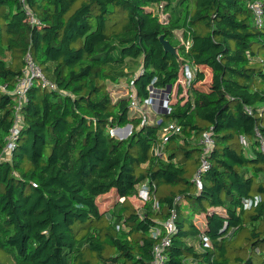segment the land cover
Returning a JSON list of instances; mask_svg holds the SVG:
<instances>
[{"label":"trees","instance_id":"trees-1","mask_svg":"<svg viewBox=\"0 0 264 264\" xmlns=\"http://www.w3.org/2000/svg\"><path fill=\"white\" fill-rule=\"evenodd\" d=\"M250 1L0 0V155L27 53L57 88L28 90L11 159L0 163V264H152L151 229L173 207L165 264H264V155L255 138L264 135V23L253 26ZM185 66L195 68L188 86L177 82ZM122 80L140 103L151 85L175 86L174 99L143 120L127 96L112 98L109 84ZM170 122L180 133L155 156ZM127 125L125 139L110 134ZM209 129L214 147L198 187L197 142ZM145 182L156 211L131 202ZM110 192L115 201L103 209Z\"/></svg>","mask_w":264,"mask_h":264},{"label":"built area","instance_id":"built-area-1","mask_svg":"<svg viewBox=\"0 0 264 264\" xmlns=\"http://www.w3.org/2000/svg\"><path fill=\"white\" fill-rule=\"evenodd\" d=\"M248 9L251 13V19L253 26L256 28H261L264 23V12H263V5L261 0H251L248 3ZM25 14L28 16L29 22L32 25H38L39 22L37 19L34 18L33 14L30 10L25 7ZM24 69L20 77L16 80V85L14 89L10 92V94L14 97L15 102V119L14 124L9 132V135L6 138V144L3 149L2 154L0 155V163L2 161H10L11 159V152L15 148L16 141L19 136L21 124H22V117H21V109L27 102V92L32 86H40L42 89H47L50 91H56L57 88L55 85L51 84L43 75L40 67L33 61L31 55L27 53L24 57ZM195 68L194 66H185L181 71L180 78L178 79V83H181L182 74H185L186 80L191 79L194 77ZM183 77V78H185ZM129 91L126 96L129 99V107L133 112H140L143 120H149V116L151 115V111L155 106L157 100H160L162 90L153 87L152 85L147 88L148 90V98L145 103H140L139 99L132 91V83H129ZM177 84V83H176ZM4 91V88L2 87ZM145 109H150V111H146ZM148 112L150 114H148ZM250 113V110H247ZM151 123L155 125H159L161 123L158 117H155L153 120H150ZM122 128H116L110 130V134L119 138V133ZM180 133V126L177 125L175 122L166 123L161 126L159 131V141L152 147V154L155 156H161L163 149L168 142V139L171 135L179 134ZM119 135V136H118ZM255 138L258 142L259 151L264 155V135L261 134L258 130H255ZM241 144L244 148L247 147V140L243 136H240ZM198 145L201 149V159L198 169L196 170L193 181L195 182L196 186H200V179L202 174L208 169L209 165L207 162V157L211 153L214 147V139L212 136L211 129L205 131L201 137L198 139ZM136 197L140 198L144 203H149L152 206L153 210L158 209L157 202L155 198L152 196L150 192V188L148 184L145 182L137 187ZM257 199H255V202ZM181 202V198L177 197L174 199V205L179 204ZM249 201H245L243 203L244 207ZM176 208L173 207L169 213L167 219L161 223H156V225L151 229V236L157 240V244L153 247V261L152 264H165V250L170 246L173 236L176 233Z\"/></svg>","mask_w":264,"mask_h":264},{"label":"rangeland","instance_id":"rangeland-1","mask_svg":"<svg viewBox=\"0 0 264 264\" xmlns=\"http://www.w3.org/2000/svg\"><path fill=\"white\" fill-rule=\"evenodd\" d=\"M204 68V67H203ZM202 68V69H203ZM183 77H185V74H182ZM181 77V83L183 85H189L191 84V81L193 80V77H191V79L189 78V80H186V77L183 78ZM209 82V78L206 79V84H208ZM129 86L130 84L128 83V81L126 80H122L119 83H110L109 84V90L111 92V96L113 99H117L120 97H124L126 96V94L129 91ZM173 86H168L167 88L163 89L162 91V97L160 100H157L156 104H155V110H153V113H157L159 110V107L161 105V110L159 111L160 113H162L164 110H166L168 108V101L170 98H172V94H173ZM162 100V103H160V101ZM146 107H144L143 109L146 111H150V109H145ZM148 114H150L148 112ZM125 131L122 129L119 133V135H124ZM118 135V136H119ZM133 200V204L134 206L137 208V210H141L143 208V206L146 204L144 203L140 198L134 196V198H131ZM115 201V197H114V193L110 192L109 194L101 197V204H102V208H107L108 206H111L113 204V202Z\"/></svg>","mask_w":264,"mask_h":264},{"label":"water","instance_id":"water-1","mask_svg":"<svg viewBox=\"0 0 264 264\" xmlns=\"http://www.w3.org/2000/svg\"><path fill=\"white\" fill-rule=\"evenodd\" d=\"M159 41H160V43H161V45H162L163 50H164L165 53H168V54H170L172 56H176V50H175V48H173L169 44L168 41L164 40V37L163 36H160L159 37ZM122 129L125 131V133H124V135H120L119 136V139H125L127 136L130 135L131 126L130 125H127V126L123 127Z\"/></svg>","mask_w":264,"mask_h":264},{"label":"crops","instance_id":"crops-1","mask_svg":"<svg viewBox=\"0 0 264 264\" xmlns=\"http://www.w3.org/2000/svg\"><path fill=\"white\" fill-rule=\"evenodd\" d=\"M173 88H174V90H173V94H172V98H170L171 99V101L174 99V92H175V86H173ZM120 97V96H119ZM160 103H162V100L160 101ZM161 105H160V107H159V111L161 110ZM153 110H155V107H153V109H152V111ZM151 111V112H152ZM151 114H156V113H151ZM198 144V143H197ZM134 198V197H133ZM131 202L133 203V200L131 199ZM134 205V204H133ZM136 208V207H135ZM137 209V208H136ZM142 210V209H141ZM141 210H138V211H141ZM195 223L198 225V226H200V227H202L203 226V224H204V221H203V217L202 216H199V217H195Z\"/></svg>","mask_w":264,"mask_h":264},{"label":"clouds","instance_id":"clouds-1","mask_svg":"<svg viewBox=\"0 0 264 264\" xmlns=\"http://www.w3.org/2000/svg\"><path fill=\"white\" fill-rule=\"evenodd\" d=\"M257 204L259 203V197H257ZM250 204H251V202L249 201L246 205H245V207H249L250 206Z\"/></svg>","mask_w":264,"mask_h":264}]
</instances>
